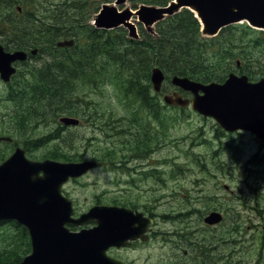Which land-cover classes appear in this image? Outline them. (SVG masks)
Listing matches in <instances>:
<instances>
[{
  "label": "trees",
  "instance_id": "trees-1",
  "mask_svg": "<svg viewBox=\"0 0 264 264\" xmlns=\"http://www.w3.org/2000/svg\"><path fill=\"white\" fill-rule=\"evenodd\" d=\"M172 1L134 0L133 8L167 6ZM99 10L97 0H0V37L13 40L12 46L40 47L44 53L59 40L75 38L77 43L73 52L54 57L41 67L40 70L48 71L49 79L40 71V82L33 83L31 91L23 88L26 95L16 99L18 108L30 106L34 113L17 112L20 124L48 107L53 119L65 111L68 116L78 115V104L95 110L89 92H100L106 87L114 90L128 108L146 106L144 110L155 115L160 111V103L158 94L151 97L154 68L165 74L164 93L176 76L203 84L224 83L232 72L247 75L250 81L264 77V31L246 23L232 25L216 37L205 38L199 20L184 9L160 22L156 36L141 27L140 40H132L124 28L104 35L95 29L90 22ZM168 108L163 104V119ZM186 110L178 109L180 113ZM92 118L100 120L96 114ZM124 119H114V125L122 124ZM217 130L222 136L224 130L218 124ZM58 145H53L50 159L76 161L75 155L53 153ZM7 156L8 153H0V163ZM31 248L26 228L16 221L0 222V264H19Z\"/></svg>",
  "mask_w": 264,
  "mask_h": 264
},
{
  "label": "water",
  "instance_id": "water-1",
  "mask_svg": "<svg viewBox=\"0 0 264 264\" xmlns=\"http://www.w3.org/2000/svg\"><path fill=\"white\" fill-rule=\"evenodd\" d=\"M132 1L113 0L104 4L93 15L91 25L105 30L124 28L130 39L140 40L138 24L156 36L160 22L187 9L199 20L205 38L216 37L223 29L242 23L264 31V0H173L167 6L126 7ZM74 45V39L58 43L61 48ZM27 56L23 51L7 53L0 44L2 78L8 81L17 71L12 64L26 60ZM151 83L160 93L165 83L160 68L152 70ZM171 83L193 97L183 98L179 92L167 94L163 98L166 105L190 107L200 116L213 119L227 132H249L264 142V78L251 82L248 76L232 72L224 83L203 84L178 76ZM60 121L66 126L79 124L73 117H63ZM102 165L106 164L30 161L22 150L0 164V221H16L27 229L31 240V252L19 264H123L108 256L109 248L129 246L130 239L146 240L145 227L131 229L127 218L136 221L137 216L125 208L95 206L75 217L74 202L63 195V186ZM222 221L219 212H212L204 220L209 226ZM91 222L97 227L71 230Z\"/></svg>",
  "mask_w": 264,
  "mask_h": 264
},
{
  "label": "flooded vegetation",
  "instance_id": "flooded-vegetation-1",
  "mask_svg": "<svg viewBox=\"0 0 264 264\" xmlns=\"http://www.w3.org/2000/svg\"><path fill=\"white\" fill-rule=\"evenodd\" d=\"M97 30H100L103 35L106 34L105 32L107 31H114L105 29ZM68 39L75 40V38ZM11 41L13 40H7L0 37V44L4 47L5 52L14 53L16 51H23L26 52L28 56L26 60L17 61L12 64L13 68L17 71L8 81H5L0 73V88L4 89V99H2V103L7 106L1 113L0 138L3 140L0 141V153H8L7 158H9L17 150H22L28 160L44 161L50 159L49 155L52 153L53 145L58 143L59 145L55 148V152L53 153L59 152L71 154L68 151L69 141L66 136V131L71 128L79 129L83 126L86 120H89L87 123L100 121L99 119H92V116L96 114L99 118H103V115L98 114L93 109L84 108L83 104H78V115L68 116L65 111L63 114L53 119L52 112L48 107L47 109L34 114V117L31 120L20 124L16 113L21 111L26 114H33L34 110L30 106H24L22 109H19L16 99L26 95V91L23 90V88L27 91H31L33 83L40 82L38 75L40 71H44L47 79H49L48 71L40 70L41 67L46 63L52 62V58L54 57H65L68 52H73L77 44L76 40L73 47L64 48L58 47V43L63 40L56 41L54 45L47 47L44 53L41 52L42 49L40 47L18 49L10 44ZM34 50L38 51L37 54L32 53ZM41 57L42 63L40 62ZM35 77L38 79H34ZM175 92H179L183 98L191 99L193 97L190 93H182L177 88L173 87H169L165 93L163 90L160 93L154 91L151 97L153 98L158 94V100L160 103V111L155 114L156 117L154 113L148 114V112L144 110L146 106L140 108L134 106L128 109L129 115L125 117L122 124L118 123L114 125L113 120L111 122L103 123L105 126H108V129L111 130V132H121L124 136L125 144L129 145H127V148L123 151L110 150L108 153H104L105 151L100 150L97 155H90V153H83L78 150V153L74 154L76 156V161L69 162H99L106 165L92 168L80 178L70 179L63 186L62 193L65 197L73 200L76 218L95 206L125 208L137 216L136 221H132L131 217L127 218L129 223L132 224L129 225L133 230L145 227L146 233L144 237L146 240H143L141 237L136 240L130 239L127 241L129 246H113L107 251L109 257L123 264H234L228 260L229 256L227 254L226 244L229 242L237 244L239 240H230V238L228 240L226 236L220 233L219 235L207 237L205 240L201 241V237H199L198 234H195V230L188 232V227H191V224L193 223H189L187 226L183 225L186 226V228L182 231H177L176 235H174V232H169V234L164 233L157 227L158 219H162L164 222L166 221V218L170 219V221H183L190 218V221H192V216L198 215L204 222L205 218L212 212L221 213L223 221L225 219V208H223L222 204L219 208H209L206 210V214L201 211H198L197 214L195 209L190 211H184L181 209L178 210L177 213L171 215L164 214L159 216L158 214V207L160 205L164 202L168 203L170 200L178 196V192L167 185L165 176L170 174V179L172 181L182 172L178 167H171L169 165L165 166L163 161L154 158L158 153H152L155 152L156 148L161 144L159 134L163 133V98L165 95L173 94ZM188 109L191 108L189 107L187 110ZM84 116H86V118ZM63 117L76 118L79 120V124L77 126H66L60 121ZM210 120L213 121L212 119ZM152 121L159 124V128H156ZM6 124H8V126H6ZM120 125H125L127 127L117 128V126ZM96 129L105 131L102 126H99V128ZM40 131L42 134H40ZM222 132L223 135L220 137L221 141H227L230 138H233V136L242 137L244 133L250 134L249 132L244 131L236 133ZM255 139L257 140V138ZM257 142L261 143L260 145L264 147V142L259 140H257ZM225 148H232V146L230 143H226ZM219 152L221 151H214L212 156L213 162H216V160L219 159L222 154ZM39 153L44 154L39 155ZM249 158L250 159L245 165L247 173L254 171L255 173H258L259 169H264V152L259 150ZM226 164V162H219L217 167L223 170ZM169 167L170 172L167 171V168ZM102 170L107 171L112 176L111 182L109 183L112 189L107 192L102 191L96 193L92 199V206L87 211L78 213L76 201L73 199L68 187L72 184L80 183L89 176L95 174V172ZM262 177H264V172L259 175L257 181ZM149 182L153 184L148 185L147 183ZM116 187L121 188L122 190L116 191ZM145 189L149 190L148 192L151 194L150 196L147 197L145 192H143ZM223 221L216 226H209L205 224V222L204 224L208 229H217L222 225ZM0 222L6 223V221ZM95 227H97V224L91 222L81 227H71V230L81 231ZM261 227H263V224L260 222L258 223L253 238L260 236V232H262ZM231 230H234V228ZM228 232L233 234L230 230H228ZM262 233V238L264 239V231ZM167 235L175 236L173 241L174 246H172L175 249L173 251L174 256L172 258L171 256H168L170 261L167 262L164 260L163 253L161 252L162 254L155 256V258L148 259L142 251L147 249L149 245L158 239H163L169 243L171 239L167 238ZM236 235H241V232ZM234 252H236V249Z\"/></svg>",
  "mask_w": 264,
  "mask_h": 264
},
{
  "label": "rangeland",
  "instance_id": "rangeland-1",
  "mask_svg": "<svg viewBox=\"0 0 264 264\" xmlns=\"http://www.w3.org/2000/svg\"><path fill=\"white\" fill-rule=\"evenodd\" d=\"M97 1L100 2L101 8L107 0ZM126 7L133 8V2H129ZM141 27L145 30L144 26L138 24L139 34ZM40 62L42 63V57ZM3 90L0 88V124L1 113L7 107L2 103ZM89 93L95 111L102 114L103 118L100 117V121L95 123H87L89 120H86L79 129H68L66 131L69 141L68 151L72 155L78 153V150L90 153V155H97L100 150L105 153L110 150H125L129 144H125L123 134L119 131L111 132L108 126L103 123L111 122V116L114 119L128 116V106L123 104L116 92L110 90L109 87L100 92L91 91ZM84 117L86 118V116ZM152 123L156 128H159V124H156L155 121ZM99 126H102L105 131L97 130L96 128ZM162 126L164 134H159L161 144L155 152H152L158 153L154 158L163 161L165 166L178 167L182 172L172 181L170 174L165 176L167 185L176 190L178 196L158 207L159 216L171 215L181 209L184 211L195 209L196 213L198 211L205 213L209 208H219L222 204L225 208V219L217 229H208L203 219L198 215L192 216V221L190 218L183 221H170L166 218L164 222L162 219H158L157 227L164 233L174 232L176 235L177 231H182L189 223H193L191 227H188V232L195 230V234L201 237V241L222 233L228 240L229 238L230 240H239L237 244L232 242L226 244L228 260L232 263L264 264V239L262 238L264 231V177L257 181L264 169H259L258 173L255 171L247 173L245 170L249 157L259 150L264 152V147L257 142L254 136L246 133L242 137L233 136L227 141H221V132H218L217 124L210 119L200 117L191 109L180 113L177 108L169 107L165 111L164 119L162 117ZM40 134H42L41 131ZM226 143H230L232 148H224L219 152L222 153L219 159L213 162L214 151H219L220 147L225 146ZM219 162L227 163L223 170L217 167ZM167 171L170 172V167L167 168ZM111 178L112 176L107 171H97L80 183L68 187L76 201L78 213L87 211L92 206V199L96 193L112 189L109 185ZM115 190L122 189L116 187ZM148 191V189L143 190L147 197L151 195ZM260 222L263 224L262 232H260V236L253 238ZM232 228L234 230H231ZM239 232L241 235H236ZM166 237L171 239L169 243L163 239L155 240L142 251L144 255L150 259L163 253L164 260L170 261L168 256L171 258L174 256L175 249L172 246H174L175 236L167 235ZM235 249L236 252H234Z\"/></svg>",
  "mask_w": 264,
  "mask_h": 264
},
{
  "label": "bare ground",
  "instance_id": "bare-ground-1",
  "mask_svg": "<svg viewBox=\"0 0 264 264\" xmlns=\"http://www.w3.org/2000/svg\"><path fill=\"white\" fill-rule=\"evenodd\" d=\"M196 13V12H195Z\"/></svg>",
  "mask_w": 264,
  "mask_h": 264
}]
</instances>
